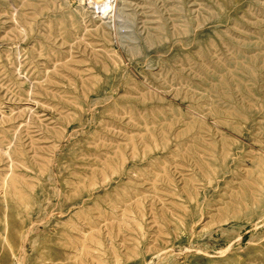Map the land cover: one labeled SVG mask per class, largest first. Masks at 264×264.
<instances>
[{
	"label": "rangeland",
	"instance_id": "obj_1",
	"mask_svg": "<svg viewBox=\"0 0 264 264\" xmlns=\"http://www.w3.org/2000/svg\"><path fill=\"white\" fill-rule=\"evenodd\" d=\"M0 264H264V0H0Z\"/></svg>",
	"mask_w": 264,
	"mask_h": 264
},
{
	"label": "bare ground",
	"instance_id": "obj_2",
	"mask_svg": "<svg viewBox=\"0 0 264 264\" xmlns=\"http://www.w3.org/2000/svg\"><path fill=\"white\" fill-rule=\"evenodd\" d=\"M104 4V3H103ZM101 5V4H100ZM104 6V5H103ZM108 6V5H107ZM98 8V7H97Z\"/></svg>",
	"mask_w": 264,
	"mask_h": 264
}]
</instances>
